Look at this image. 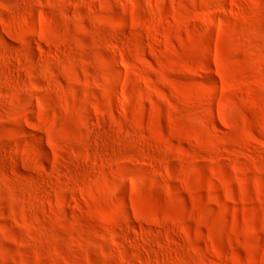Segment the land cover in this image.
<instances>
[{
  "label": "rangeland",
  "instance_id": "obj_1",
  "mask_svg": "<svg viewBox=\"0 0 264 264\" xmlns=\"http://www.w3.org/2000/svg\"><path fill=\"white\" fill-rule=\"evenodd\" d=\"M0 264H264V0H0Z\"/></svg>",
  "mask_w": 264,
  "mask_h": 264
}]
</instances>
